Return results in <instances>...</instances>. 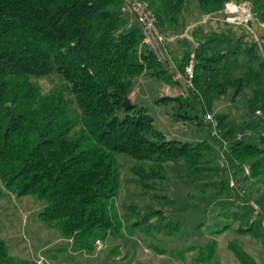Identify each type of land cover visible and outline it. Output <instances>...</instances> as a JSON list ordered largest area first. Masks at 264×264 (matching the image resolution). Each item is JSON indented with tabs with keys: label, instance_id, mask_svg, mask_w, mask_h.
Masks as SVG:
<instances>
[{
	"label": "trees",
	"instance_id": "16d2710c",
	"mask_svg": "<svg viewBox=\"0 0 264 264\" xmlns=\"http://www.w3.org/2000/svg\"><path fill=\"white\" fill-rule=\"evenodd\" d=\"M140 1L155 13L162 33L186 29L188 0ZM231 2L251 3L264 24V0H203L199 7L212 15ZM124 8V0H0V188L41 201L43 222L73 240L76 250L93 252L98 241L123 233L134 216L132 227L147 238L187 233L173 218L178 205L170 197L155 196L159 208L148 206L143 216L134 207L124 221L116 209L121 156L134 161L132 173L145 195L156 191L172 164L192 179L209 180L206 188L220 187L216 208L226 212L222 222L207 229L210 236L223 235L238 224L240 233L264 244V231L251 223L250 208L237 204L232 180L214 178L228 171L236 178L248 166L251 174L244 180L264 181V117L255 118L258 110L264 113V48L244 26L194 30L198 47L186 39L183 58L175 59L186 73L196 57L194 90L186 98L159 100L187 108L180 116L198 120L209 133L198 142L168 139L146 107L124 106L141 77L174 84L145 42L140 24L132 23ZM53 77L59 82L45 91L40 80ZM230 93L234 99L250 94L247 105L254 122L243 131H252L254 137L239 139L236 124L225 114H215L228 142V167L223 169L218 154L207 157L216 145H223L203 116L213 113ZM259 203L264 208V198ZM217 247L214 239L200 248L196 264H220ZM229 247L241 264H257L236 244ZM0 264H35L11 254L1 225Z\"/></svg>",
	"mask_w": 264,
	"mask_h": 264
},
{
	"label": "rangeland",
	"instance_id": "374dc122",
	"mask_svg": "<svg viewBox=\"0 0 264 264\" xmlns=\"http://www.w3.org/2000/svg\"><path fill=\"white\" fill-rule=\"evenodd\" d=\"M124 1L126 5L127 0ZM188 2L190 9L184 18L185 30L175 28L165 33L159 30L162 37L161 47L164 56L162 58L166 61L164 65L173 76L174 84L141 77L129 99L133 104L136 103L149 110L156 121V127L168 139L198 142L208 137V129L198 125V120H189L180 116L187 108L179 109L173 102L165 104L159 100L186 98L189 95H183L187 90L186 73L178 68L175 61L176 58L179 61L183 58L187 45L185 40L189 39L196 49L198 44L193 41L192 33L199 27L205 32H210L219 25H240L247 28L264 48V24L258 21L249 2L242 4L231 2L223 12L212 15L200 10L199 0H188ZM127 13L132 23L137 22L133 13L128 11ZM255 67L257 68V64ZM242 73L243 71L240 70L238 75ZM58 82L57 77L40 80L45 91L51 90ZM249 98L250 94H245L234 99L233 93H230L215 105L214 112L211 113L214 116L220 113L229 117L239 129L237 136L242 140L254 137L252 131H243L245 125L254 122V117L252 118L248 110ZM203 118L208 125L204 116ZM253 141L257 143L258 137L253 138ZM214 148L215 150L207 154V157L211 158L210 156L218 154L217 163L221 168H227L228 166L223 165L222 162L221 146L216 145ZM133 165L132 159L121 156L122 185L116 200V209L120 218L124 221L128 216H132L134 207L144 216L148 206L159 208L152 198L167 196L177 202L178 209L173 218L181 224L182 229H187L184 236L174 238L156 234V239L147 238L141 231L132 227L137 221V217L134 216L129 223L131 227L126 226L123 233L111 236L106 242L98 241L93 252L79 251L75 249L73 240L64 238L57 229L40 219L44 207L41 201L31 196L17 197L1 187L0 225L11 254L19 260L35 264H196L198 250L215 239L218 244L217 258L220 264H241L230 250L231 243L243 249L257 264H264V244L251 235L240 233L238 224L217 237H212L207 232L209 227L224 220L221 214L226 210L216 208L218 200L216 196L220 187L206 188L204 184L209 180L192 179L184 170L176 169L174 165L169 164L167 178L158 183L155 192L145 195L132 173ZM250 174V169L246 166L245 173L236 178L229 171L228 175L222 173L214 178L220 181L228 176L235 182L232 188L239 196L237 204L247 206L248 202L255 201L260 205L259 202L264 198V181L250 178L244 180ZM205 191L208 192L207 196L203 193ZM237 198L231 200L234 202ZM262 209L264 211L263 207ZM199 225L203 227L197 230ZM153 245L165 251H156Z\"/></svg>",
	"mask_w": 264,
	"mask_h": 264
},
{
	"label": "built area",
	"instance_id": "2783aa9c",
	"mask_svg": "<svg viewBox=\"0 0 264 264\" xmlns=\"http://www.w3.org/2000/svg\"><path fill=\"white\" fill-rule=\"evenodd\" d=\"M125 12L133 13L138 23L140 24L143 34L145 36V42L155 51L159 61L162 64H165L166 61L163 60L162 57V37L160 31L158 29L157 16L155 13L149 8V5L140 0H127V3L124 8ZM161 53V55H160ZM197 65L196 57L193 55L189 64L186 68V76H187V87L186 94L183 92V95H188L190 91L194 90V77H195V67ZM257 117H263L264 113L262 110H258L256 112ZM205 121L211 126L212 136L221 141L223 147L221 148V157L223 165L228 166L227 164V152H228V142L223 138V132L221 129L220 122L217 118L211 114L207 113L205 115ZM242 137V135L240 136ZM231 186H235V182L231 181ZM247 206L251 210V223L258 224L264 231V211L262 207L255 201H250L247 203Z\"/></svg>",
	"mask_w": 264,
	"mask_h": 264
},
{
	"label": "water",
	"instance_id": "95a60500",
	"mask_svg": "<svg viewBox=\"0 0 264 264\" xmlns=\"http://www.w3.org/2000/svg\"><path fill=\"white\" fill-rule=\"evenodd\" d=\"M199 2H200V3H202V2H203V0H199ZM124 106H125L127 109H130V108H132V102L130 101V99H129V98H128V99H126Z\"/></svg>",
	"mask_w": 264,
	"mask_h": 264
},
{
	"label": "crops",
	"instance_id": "0c3cea01",
	"mask_svg": "<svg viewBox=\"0 0 264 264\" xmlns=\"http://www.w3.org/2000/svg\"><path fill=\"white\" fill-rule=\"evenodd\" d=\"M179 95V94H178Z\"/></svg>",
	"mask_w": 264,
	"mask_h": 264
}]
</instances>
